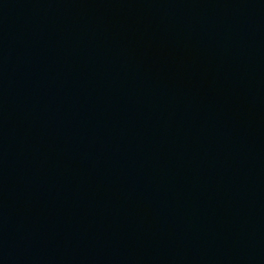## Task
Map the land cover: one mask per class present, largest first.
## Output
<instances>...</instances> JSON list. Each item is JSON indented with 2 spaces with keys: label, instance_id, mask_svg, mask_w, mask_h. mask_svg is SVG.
Listing matches in <instances>:
<instances>
[{
  "label": "water",
  "instance_id": "95a60500",
  "mask_svg": "<svg viewBox=\"0 0 264 264\" xmlns=\"http://www.w3.org/2000/svg\"><path fill=\"white\" fill-rule=\"evenodd\" d=\"M0 264H264V0H0Z\"/></svg>",
  "mask_w": 264,
  "mask_h": 264
}]
</instances>
